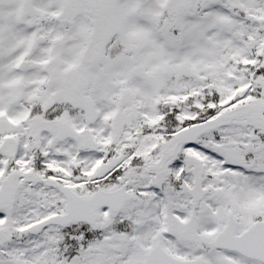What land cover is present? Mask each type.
Segmentation results:
<instances>
[{"label": "snow or ice", "instance_id": "snow-or-ice-1", "mask_svg": "<svg viewBox=\"0 0 264 264\" xmlns=\"http://www.w3.org/2000/svg\"><path fill=\"white\" fill-rule=\"evenodd\" d=\"M0 264H264V0H0Z\"/></svg>", "mask_w": 264, "mask_h": 264}]
</instances>
